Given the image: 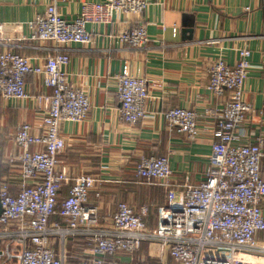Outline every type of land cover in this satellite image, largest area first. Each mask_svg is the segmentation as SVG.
<instances>
[{
	"label": "built area",
	"instance_id": "2783aa9c",
	"mask_svg": "<svg viewBox=\"0 0 264 264\" xmlns=\"http://www.w3.org/2000/svg\"><path fill=\"white\" fill-rule=\"evenodd\" d=\"M58 1L49 0L46 10L26 25L31 43L53 46L43 62L32 65L29 58L12 51L0 54V97L12 103L30 102L42 112L40 133L29 124L17 128L13 161L20 169L18 192L13 194L6 182L0 183V264H70L66 247L74 240L87 247L76 264H108L118 254L139 251L143 243L158 247L160 255L175 264H264V137L248 142L251 138L244 130L251 117L264 115V107L257 112L245 100L244 83L252 69L249 46L237 50L233 65L217 59L208 69L207 90L225 102L219 111L207 113L214 119L213 141L200 184L187 186L181 194L168 191L153 229L145 222L147 207L135 214L125 203L118 204L111 224L101 227L97 210L88 206L95 180L88 175L72 179L57 167L66 147L60 135L62 123L81 124L90 109L85 91L68 82V46L91 43L88 25H111L118 13L140 16L148 4L145 0L86 3L68 22L58 11ZM117 41L143 49L149 37L139 26L120 33ZM30 76L41 79L44 92H27ZM116 79L120 119L136 125L146 119L147 81L132 75L128 67ZM164 121L169 132L191 141L199 135L198 115L190 109H169ZM135 173L139 179L162 183L172 176L168 156L142 157ZM71 181L68 196L60 201L63 187ZM55 217L60 220L54 221ZM123 264L143 263L128 259Z\"/></svg>",
	"mask_w": 264,
	"mask_h": 264
},
{
	"label": "crops",
	"instance_id": "0c3cea01",
	"mask_svg": "<svg viewBox=\"0 0 264 264\" xmlns=\"http://www.w3.org/2000/svg\"><path fill=\"white\" fill-rule=\"evenodd\" d=\"M102 1L59 0L57 7L61 17L72 22L84 4ZM145 1L148 7L142 15L118 13L111 25H88L91 43L68 46V82L85 91L90 109L83 123H62L60 135L66 147L57 158V167L65 169L72 179L88 175L95 180L88 206L97 210L101 227H108L118 204L125 203L135 214L147 207L145 222L153 229L160 210L167 204L168 191L181 194L187 186L200 184L213 141L214 119L207 113L219 111L225 102L224 97L216 98L207 90L208 69L215 60L224 59L233 65L237 50L248 45L252 69L244 83L245 100L257 112L264 107V0ZM48 3L49 0H0V54L12 51L29 58L32 65L43 62L50 53L47 49L53 46L31 43L26 25L42 14ZM139 26L145 28L149 37L145 48L132 49L117 41L120 33ZM173 29L177 30L176 35ZM124 67L148 84L146 119L136 125L123 123L119 115L116 77ZM42 85L40 78L26 79V90L31 95L44 92ZM174 108L190 109L198 115L199 135L194 141L168 131L164 114ZM41 123L42 112L32 103H12L0 97V183L6 182L13 194L18 192L20 174L13 161L17 154V128L29 124L34 133H40ZM244 130L251 138L248 142L258 135L264 137V115L251 117ZM164 156H168L172 171L168 182L136 177L142 157ZM72 183L63 187V199ZM261 209L264 217V201ZM76 241L81 242L78 246L82 253L87 249L81 240H74L67 244L68 253L75 252ZM128 259L135 263H164L166 259L167 264H175L148 243L131 255L118 254L107 262L123 264Z\"/></svg>",
	"mask_w": 264,
	"mask_h": 264
},
{
	"label": "rangeland",
	"instance_id": "374dc122",
	"mask_svg": "<svg viewBox=\"0 0 264 264\" xmlns=\"http://www.w3.org/2000/svg\"><path fill=\"white\" fill-rule=\"evenodd\" d=\"M76 243V244H75ZM75 243H73V247H75V252H72L70 255L72 256V259H70V264H76L79 260L78 259H80L81 258V256H82V248H81V246H78V244H81V242H75ZM142 249V248H141ZM146 249H147V253L149 252V248H148V246H146ZM69 250H70V248H69ZM141 251V250H140ZM164 261V263L165 264H167L166 263V259L165 260H163ZM167 261H168V259H167ZM160 261H152V262H150V261H145V262H143V264H161V262L159 263ZM137 263H140V261H137Z\"/></svg>",
	"mask_w": 264,
	"mask_h": 264
},
{
	"label": "trees",
	"instance_id": "16d2710c",
	"mask_svg": "<svg viewBox=\"0 0 264 264\" xmlns=\"http://www.w3.org/2000/svg\"><path fill=\"white\" fill-rule=\"evenodd\" d=\"M60 194H61V193H60ZM61 198H62V196L60 195V196H59L60 201L63 200V198H62V199H61ZM58 207H59V206H58Z\"/></svg>",
	"mask_w": 264,
	"mask_h": 264
},
{
	"label": "water",
	"instance_id": "95a60500",
	"mask_svg": "<svg viewBox=\"0 0 264 264\" xmlns=\"http://www.w3.org/2000/svg\"><path fill=\"white\" fill-rule=\"evenodd\" d=\"M0 213H1V210H0Z\"/></svg>",
	"mask_w": 264,
	"mask_h": 264
}]
</instances>
